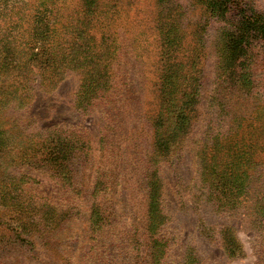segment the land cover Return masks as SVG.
I'll return each instance as SVG.
<instances>
[{
    "label": "rangeland",
    "instance_id": "rangeland-1",
    "mask_svg": "<svg viewBox=\"0 0 264 264\" xmlns=\"http://www.w3.org/2000/svg\"><path fill=\"white\" fill-rule=\"evenodd\" d=\"M230 1L0 0V264H161L166 244L163 264H264V46L248 81L219 65L264 0ZM226 168L247 171L232 211Z\"/></svg>",
    "mask_w": 264,
    "mask_h": 264
},
{
    "label": "trees",
    "instance_id": "trees-1",
    "mask_svg": "<svg viewBox=\"0 0 264 264\" xmlns=\"http://www.w3.org/2000/svg\"><path fill=\"white\" fill-rule=\"evenodd\" d=\"M49 5L52 7L58 6L60 2L64 0H46ZM96 1L98 0H91L93 4H96ZM105 1V0H104ZM160 5L165 6L167 5L171 0H158ZM208 2V9L211 13H213V16L223 18L224 15H226L227 12L231 11V8L236 5V3H231L230 0H207ZM61 7V6H60ZM162 18L166 19L167 13L162 12ZM237 14V20L234 23V26L228 29L226 31V37H224V43L220 54V62L219 65L222 69V72L224 74H228L232 76L233 80L235 82L240 83V81L243 79L245 81L249 80V70H250V63L253 62V55L252 48L254 45L258 42L263 44L264 46V15L258 12H250L249 10H243L238 11ZM169 24L163 23V27L166 29ZM178 28L170 29L171 35L167 36L168 33H163V39H166L169 43H172V39H179V34L177 33ZM52 30L49 31V33ZM46 35V34H44ZM48 37H51L48 35ZM166 43V41H164ZM175 43V42H173ZM169 70H166L162 76L161 83L163 90L165 93H167V84L168 80L170 78V74L167 73ZM169 74V75H167ZM172 74V73H171ZM97 83L95 81H92L91 84L87 85L88 89L90 90L91 86H96ZM86 93V92H85ZM95 93V92H94ZM93 96V95H92ZM94 97V96H93ZM82 98L87 99V94H82ZM157 120V119H156ZM230 157L232 159L233 157V164L235 166L239 165H247L249 166L252 163V154L249 152V150H242L240 148H237V151L235 154H230ZM229 170L226 168L224 170L223 174H219L215 177V181L220 182L221 184L217 185V189H220V192L223 195H232L234 198H230L227 200V205L231 206V209H227L232 211L236 207L239 206V199L238 195L241 194V190L243 186L246 183V174L247 171L245 170L243 173H232L230 174V179H227L225 177V174ZM234 180V182H232ZM222 200V199H221ZM224 203V202H223ZM221 243L222 247L224 248L226 254L229 258L232 259H241L245 257V250L243 245L240 243V239L238 235L236 234V227L231 224L224 225L221 229ZM167 248V244H166ZM166 248L162 249V252L160 253V261L161 258H165L166 255ZM191 258H194V261H196L195 257L192 255L190 258H186V261L184 264H190L188 263V260ZM163 260L161 264H163ZM264 263V261H263Z\"/></svg>",
    "mask_w": 264,
    "mask_h": 264
}]
</instances>
